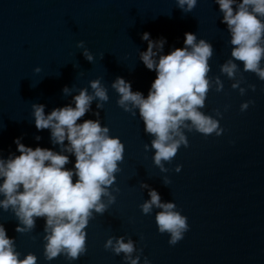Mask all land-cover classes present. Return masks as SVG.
<instances>
[{
  "label": "water",
  "instance_id": "95a60500",
  "mask_svg": "<svg viewBox=\"0 0 264 264\" xmlns=\"http://www.w3.org/2000/svg\"><path fill=\"white\" fill-rule=\"evenodd\" d=\"M222 20L215 0H197L187 12L177 0H0V158L19 155L14 143L19 137L26 146L67 155L65 168H73L75 156L64 151L68 141L55 144L49 129L37 130L32 105L43 104L45 114L74 106L82 89L94 95L90 82L97 79L108 100L94 98L77 123L99 120L124 145L109 196H102L106 209L102 214L93 210L85 229L86 252L78 259L61 254L46 260L45 218L36 217L31 230L17 232L11 207L0 208V224L21 258L32 253L37 264H129L125 253L104 247L109 238L115 243L123 237L133 241L131 256L139 257V264L145 257L150 264H264V80L231 56L234 46ZM144 32L152 40L165 39L160 54L184 47L185 32L211 44L210 88L200 111L224 129L220 136L182 129L188 146L181 145L161 165L154 161L155 137L145 131L139 110L121 107L112 87L122 77L147 96L156 73L140 60L147 49ZM85 50L93 60L85 58ZM229 60L238 66L233 78L221 71ZM150 190L187 217L188 231L175 245L168 243L169 233L158 230L161 209L142 211Z\"/></svg>",
  "mask_w": 264,
  "mask_h": 264
},
{
  "label": "clouds",
  "instance_id": "9594fccd",
  "mask_svg": "<svg viewBox=\"0 0 264 264\" xmlns=\"http://www.w3.org/2000/svg\"><path fill=\"white\" fill-rule=\"evenodd\" d=\"M215 2L223 13L222 22L231 34L230 43L234 46L231 56L243 62L245 71L264 80V0ZM177 3L187 12L196 6L197 0H177ZM141 39L147 41V49L141 52L140 60L148 70L156 73L147 96L133 91L131 82L122 77H117L112 87L119 93L121 107L130 111L131 105L139 110L145 131L155 137L152 140L154 161L161 165L162 161H170L181 145L188 146L182 129H195L204 135L215 133L216 136L224 132L217 119L200 111L210 88L207 74L212 46L203 39L197 42L194 33L185 32L184 47L160 54L165 39L152 40L148 32L142 33ZM78 46L82 47L83 41ZM84 55L89 61L93 60L87 50ZM237 67L233 60H229L222 65L221 71L233 78ZM90 86L94 95L82 89L73 98L74 106L54 108L45 114L43 104L32 105L36 129H49L55 144L64 145L68 141L64 151L75 156L73 168H65L69 162L67 155L40 146H26L19 137L14 139L19 155L0 158V196L4 197L0 199V208L7 210L11 207L19 221L17 232L31 230L36 217L45 218L44 256L49 261L61 254L72 261L86 252L85 229L89 218L93 210L101 214L105 211L102 196H109L107 189L114 182L117 162L123 159L124 145L118 137L110 136L109 129L102 127L99 120L77 123L89 111L94 98L108 100L107 90L100 80L91 81ZM216 86L217 91L222 89L219 79ZM238 86V83L232 85L233 88ZM64 91L67 93L68 89ZM240 91L243 94L245 90ZM250 103L252 101L242 103L241 111H245ZM180 170L181 165H178L177 171ZM149 196L150 199L141 205L143 213H150L153 206L161 209L156 214L158 230L169 233L168 243L175 245L188 231L187 217L175 210L174 203L161 202L157 191L150 190ZM104 247L117 255L125 253L129 264H139V257L131 256L135 247L130 239L125 242L119 237L113 243L109 238ZM0 264H37V257L32 253L21 258L14 238L7 235L2 224ZM145 264H150L147 257Z\"/></svg>",
  "mask_w": 264,
  "mask_h": 264
}]
</instances>
